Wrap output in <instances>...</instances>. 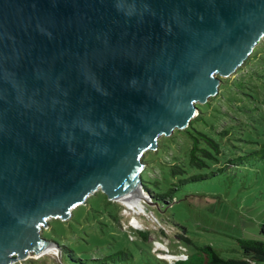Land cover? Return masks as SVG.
Wrapping results in <instances>:
<instances>
[{
  "label": "water",
  "instance_id": "obj_1",
  "mask_svg": "<svg viewBox=\"0 0 264 264\" xmlns=\"http://www.w3.org/2000/svg\"><path fill=\"white\" fill-rule=\"evenodd\" d=\"M263 36L264 0H0V264L96 190L151 206L142 154Z\"/></svg>",
  "mask_w": 264,
  "mask_h": 264
},
{
  "label": "rangeland",
  "instance_id": "obj_2",
  "mask_svg": "<svg viewBox=\"0 0 264 264\" xmlns=\"http://www.w3.org/2000/svg\"><path fill=\"white\" fill-rule=\"evenodd\" d=\"M247 58L232 74L216 75V94L195 103L200 117L194 129L213 139L220 152L203 142L199 147L216 160L190 166L191 141L179 129L159 136L156 147L142 154V181L153 194H167L168 205L154 198L156 205L137 200L131 208L96 190L66 220L50 218L41 227L39 235L59 255L30 252L13 264H164L153 258L137 231L147 232L146 243H160L169 256L185 253L180 237L211 246L223 258L241 257L240 240L264 242V36ZM172 166L184 173H172Z\"/></svg>",
  "mask_w": 264,
  "mask_h": 264
},
{
  "label": "trees",
  "instance_id": "obj_3",
  "mask_svg": "<svg viewBox=\"0 0 264 264\" xmlns=\"http://www.w3.org/2000/svg\"><path fill=\"white\" fill-rule=\"evenodd\" d=\"M247 59L244 61V63L247 61ZM199 117H200V112L198 111V114L190 121L188 127H186L185 129H181V131L186 132L191 141V147L189 150L190 166L202 168L206 166L205 159L216 160V158L208 150L200 148L199 147L200 142H203V144L210 147L216 155L219 154L220 150H219V145L213 139H211L206 134H203L194 129L193 122L198 120ZM172 135L173 134H171L170 136ZM142 163L145 165L144 160L142 161ZM174 169L178 170L180 173H184V170L179 169L177 166H172V173L175 172ZM144 170L145 168L143 169V171ZM198 178L200 177H192L189 180H195ZM140 179H141L142 191L148 196L151 204L156 205L154 203L155 199L157 200L160 199L163 202H165L167 205L169 204L168 202L169 196L167 194H160V195L153 194L146 188L144 182L142 181V174H140ZM137 232L139 233L141 242L145 243L150 248V253L157 262L170 264L166 261L156 258L155 254L152 252V247L146 243V239L148 236L147 232H142V231H137ZM262 232L264 233V228L262 229ZM180 238H181L180 240L183 242V245L185 246L184 248L186 249L187 259L184 261L179 260L171 264H264V242L262 241L240 240L238 243L242 251L241 257L223 258L211 246H195L188 238L186 237H180ZM131 241L135 242V240H131ZM56 246L58 247V249H60L58 245ZM117 254L124 255L127 258L133 259V255L131 253L126 254L123 251H119Z\"/></svg>",
  "mask_w": 264,
  "mask_h": 264
},
{
  "label": "built area",
  "instance_id": "obj_4",
  "mask_svg": "<svg viewBox=\"0 0 264 264\" xmlns=\"http://www.w3.org/2000/svg\"><path fill=\"white\" fill-rule=\"evenodd\" d=\"M152 252L155 254L156 258L157 259H160V260H163V261H166L168 263H173V262H176V261H184L187 259V254L186 253V249L184 248V252L185 253H180L178 255H168V251H164V249L162 248V245L160 243H156L155 244V247L153 246L152 247Z\"/></svg>",
  "mask_w": 264,
  "mask_h": 264
},
{
  "label": "bare ground",
  "instance_id": "obj_5",
  "mask_svg": "<svg viewBox=\"0 0 264 264\" xmlns=\"http://www.w3.org/2000/svg\"><path fill=\"white\" fill-rule=\"evenodd\" d=\"M127 205H129V207H131V208H135L134 205H131L130 203L127 204ZM53 251H55V250H52V251H50V252H48L46 254H43V255H48V254L52 253ZM43 255H37V256H43Z\"/></svg>",
  "mask_w": 264,
  "mask_h": 264
}]
</instances>
